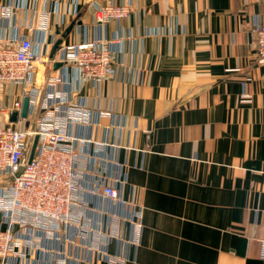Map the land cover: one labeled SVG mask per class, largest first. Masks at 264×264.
I'll use <instances>...</instances> for the list:
<instances>
[{
	"label": "crops",
	"instance_id": "crops-1",
	"mask_svg": "<svg viewBox=\"0 0 264 264\" xmlns=\"http://www.w3.org/2000/svg\"><path fill=\"white\" fill-rule=\"evenodd\" d=\"M107 1L1 0L12 10L7 19L0 15V34L31 38L41 50L35 87L42 95L48 78L64 70L53 61L57 42L125 38L121 77L83 83L72 96L110 113L71 130L111 145L95 167L115 178V163L122 165V196L132 203L123 209L90 197V219L142 209L137 245L127 219L103 218L108 253L121 244L126 264H264V66L253 33L264 23V0H130V15L102 29L93 3ZM133 70L140 71L137 82L127 84ZM244 81L250 103L241 102ZM20 92L8 86L0 109ZM94 151L90 144L82 154ZM91 259L87 264H106L94 253Z\"/></svg>",
	"mask_w": 264,
	"mask_h": 264
},
{
	"label": "built area",
	"instance_id": "built-area-1",
	"mask_svg": "<svg viewBox=\"0 0 264 264\" xmlns=\"http://www.w3.org/2000/svg\"><path fill=\"white\" fill-rule=\"evenodd\" d=\"M11 10L10 5L1 6V18L7 19ZM93 10L97 25L103 29L126 19L133 4L130 0L122 4L110 0L101 5L93 3ZM40 30L47 32L48 27L43 24ZM253 30L254 55L264 66V23ZM115 35L58 48L53 61L61 63L64 70L48 78L42 95L35 87L37 64L44 57L41 50L31 38L6 39L0 34V104L8 86L21 87L19 98L0 109V264H87L93 253L106 264L130 261L121 244L115 254L108 253L109 226L104 229L103 218L116 223L127 219L135 228L131 243L137 245L142 209L132 206L127 218L121 213L96 212L100 217L90 219V197L101 196L123 209L131 208L132 203L122 196V165L115 163V178L98 175L95 167L96 157L111 145L78 137L71 130L93 127L99 118L111 116L94 111L85 99L75 101L72 96L83 83L98 87L105 80L121 77L120 54L125 38ZM69 68L73 69L72 79ZM139 74L128 72L126 83L137 82ZM246 87L244 81L241 102L250 103L252 97ZM25 97L29 98L28 118L19 116L16 122H10L14 112L20 114ZM35 137L38 142L29 162ZM90 144L95 151L84 157V147ZM91 174L95 178L88 183Z\"/></svg>",
	"mask_w": 264,
	"mask_h": 264
},
{
	"label": "water",
	"instance_id": "water-1",
	"mask_svg": "<svg viewBox=\"0 0 264 264\" xmlns=\"http://www.w3.org/2000/svg\"><path fill=\"white\" fill-rule=\"evenodd\" d=\"M1 2V0H0ZM60 45V42H57L55 44V49H58ZM61 63H57V67L60 66ZM29 98L28 97H25L23 99V104H22V109H21V112L20 114L17 113V112H14L11 116H10V122H16L18 117L20 116L21 119L23 120H26L29 116ZM37 142H38V137H35L34 141H33V144H32V147H31V151H30V155H29V162L32 161L33 157H34V154H35V150H36V146H37Z\"/></svg>",
	"mask_w": 264,
	"mask_h": 264
}]
</instances>
